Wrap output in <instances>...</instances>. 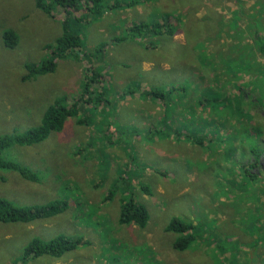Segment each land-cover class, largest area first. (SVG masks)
I'll use <instances>...</instances> for the list:
<instances>
[{
    "label": "rangeland",
    "instance_id": "obj_1",
    "mask_svg": "<svg viewBox=\"0 0 264 264\" xmlns=\"http://www.w3.org/2000/svg\"><path fill=\"white\" fill-rule=\"evenodd\" d=\"M114 1L104 2L100 20L82 24L79 58L58 59L55 72L26 80L27 64L51 56L46 46L62 36L64 18L35 0H0V136L39 126L61 99L80 108L43 142L4 151L38 180L0 169V200H63L69 208L32 223L0 222V264H264V0H144L129 13ZM123 14L132 25L166 21L179 31L111 44L126 30ZM10 29L14 48L3 38ZM257 30L262 39L254 41ZM103 42L102 61L92 58L103 77L89 86L88 104L80 100L92 77L83 55ZM132 86L135 94H126ZM153 88L172 91L173 124L157 126L165 106L145 97ZM89 115L92 125L78 123ZM196 133L205 141L188 138ZM253 150L262 154L259 176L250 170ZM131 199L150 214L143 228L119 221ZM174 218L193 226L186 250L174 244L187 234L167 231ZM61 235L82 243L61 258L24 260L34 238Z\"/></svg>",
    "mask_w": 264,
    "mask_h": 264
},
{
    "label": "trees",
    "instance_id": "obj_2",
    "mask_svg": "<svg viewBox=\"0 0 264 264\" xmlns=\"http://www.w3.org/2000/svg\"><path fill=\"white\" fill-rule=\"evenodd\" d=\"M105 1L106 0H35L36 7L50 17H54L55 12L58 13V11L61 12L62 10V13L64 14V19L62 21L63 34L55 41L54 44H48L46 46V49L51 50V56L48 59L42 61L40 64L26 65L27 75L25 79L28 80L39 75H45L55 72L58 59L68 57L79 58L80 55H78L76 51L78 52L83 48V38L81 34L82 24L88 22L89 25L90 23L97 22L104 10ZM118 1L119 2L114 1L113 6H126L128 8L142 3V0L128 2L124 1L126 3L121 0ZM82 8L84 9L85 14L75 17L74 14L79 12ZM125 28L128 29V34L115 36L110 40V43H123L129 40L143 38V35L173 36L179 31L177 28L172 27V25L166 21L149 23L142 21L134 23L133 25L130 22H127V24H125ZM261 35V32L257 30L254 33L253 40L256 41L257 39H262ZM3 38L7 47L14 48L18 44V33L13 29L5 30L3 33ZM108 44L109 42H103L95 48V51L83 55L89 65V68L87 66L86 70L90 76L92 75V77L86 82L80 100L88 102V104L92 103L91 97L88 96L89 86H91L92 84L94 87L97 81H100L98 78L103 77L101 72H96V66H94L92 58H100L102 60V54H105ZM89 75L86 76V78H89ZM137 86H139V84H137ZM169 89L167 90V92H165L153 88L149 91H146L145 94V97L147 99H151L153 101H161L165 106V114L163 115L164 125H168L170 122L174 121L171 114V104L174 100L172 98V91ZM131 93L135 94L134 86L130 88L129 94ZM221 99L225 100L227 99V97L221 96L215 100L220 101ZM61 101L62 99L56 102L57 105L54 104L45 111L41 120V124L39 126L29 129L21 135L3 134L0 136V169H9L16 171L27 180H38V175L35 174L31 169L21 166L15 162L6 160L5 158H3V153L14 144H37L46 140L51 132L62 131L65 127L66 121L70 117L77 116L79 114L80 108H77L78 103H75V106H68L60 103ZM98 101L99 103L103 102L101 95H99ZM242 102L244 103L243 98ZM85 122L86 120L83 119L78 121V123L81 124H86ZM176 130L172 129V131L174 132ZM193 137H198V140L196 141L198 144L205 141L204 137L199 136L198 133L193 136L188 135L189 139H192ZM253 152L255 156L254 161L251 162V171L259 168L262 165V154L260 152H257L256 150H253ZM129 162L131 163L132 161L129 160ZM146 192L148 195L151 194L150 189L148 188H146ZM68 208L69 203L63 200L53 201L46 205L17 206L8 200L1 199L0 222L32 223L38 219H49L57 215H61L62 213L68 211ZM149 219L150 214L147 211L146 207L142 204H137L133 199H131L127 203H124L121 208L119 221L122 225L134 223L143 228L147 225ZM192 228V225L185 223L179 218H174L168 225L167 231L186 235L187 232ZM193 240V235L187 234L186 236H182L174 244V248L177 250H186L193 243ZM81 243L82 241H73L65 235L58 236L51 241H44L40 238H34L24 248L23 257L24 260H28V258H38L41 256L61 258L65 253L76 250Z\"/></svg>",
    "mask_w": 264,
    "mask_h": 264
},
{
    "label": "crops",
    "instance_id": "obj_3",
    "mask_svg": "<svg viewBox=\"0 0 264 264\" xmlns=\"http://www.w3.org/2000/svg\"><path fill=\"white\" fill-rule=\"evenodd\" d=\"M113 1V0H112ZM117 2H119L118 0H116ZM121 1H123V0H121ZM124 2V1H123ZM124 3H126V2H124ZM142 4H144V2H143V0H142V3H139L138 5H136V6H132V7H126V6H122V8H123V10L125 11V12H127V13H129L130 11H131V8H133V7H136L138 10H142L141 9V5ZM130 15V14H129ZM99 20H100V18H99ZM121 21H124V23H123V26H124V29H126L127 31H125L124 30V33H122V31H118L117 32V36H119L121 33L122 34H128V29L127 28H125V24H127V22H129V19L128 18H126V16H125V14H123L122 16H121ZM121 27V25H119L118 26V29ZM104 31V30H103ZM164 36V35H163ZM133 41H135V39L134 40H129V41H126V42H123V43H132ZM111 44H113V43H111ZM102 61V60H101ZM93 64H94V66H96V67H98V68H100L101 66H104L103 65V63H99L98 65H97V63L96 62H93ZM101 72H103V71H101ZM214 74V73H213ZM214 77L213 78H216V75H213ZM195 77H197V78H200V79H204L205 77L204 76H202L201 74H199V75H197V74H195ZM213 82H216V81H213ZM133 84H135V83H132V85ZM177 89H178V91H179V93H184L185 92V88L182 86V87H177ZM168 90V89H167ZM125 93L126 94H129V91L128 90H125ZM124 93V96H126V94ZM133 96V95H132ZM161 102V101H160ZM162 103V102H161ZM162 105H163V103H162ZM90 110H86L85 112H86V114L88 115V113L90 114V112H89ZM165 114V107L163 108V115ZM173 122L174 121H172V122H170L169 124H173ZM87 125H92L93 124V118H91V116L89 115L88 117H87V120H86V122H85ZM160 123H164L163 122V117L161 118V120L160 121H158V123H157V126H159L160 125ZM153 128V127H152ZM257 173H254L253 172V176H255V174H258V176L260 175V171H256ZM149 189V188H148ZM229 192H230V189H227ZM150 195H152V193L150 194ZM248 206H253V203H249L248 204ZM250 208H252V207H250ZM33 259H35V258H33Z\"/></svg>",
    "mask_w": 264,
    "mask_h": 264
},
{
    "label": "clouds",
    "instance_id": "obj_4",
    "mask_svg": "<svg viewBox=\"0 0 264 264\" xmlns=\"http://www.w3.org/2000/svg\"><path fill=\"white\" fill-rule=\"evenodd\" d=\"M61 13H62V10H61ZM62 15H63V18H64V14L62 13ZM178 109V108H177ZM257 170V169H256Z\"/></svg>",
    "mask_w": 264,
    "mask_h": 264
}]
</instances>
